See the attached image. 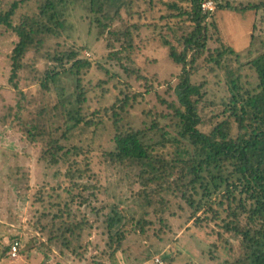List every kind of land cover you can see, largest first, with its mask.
Wrapping results in <instances>:
<instances>
[{"label": "rangeland", "instance_id": "1", "mask_svg": "<svg viewBox=\"0 0 264 264\" xmlns=\"http://www.w3.org/2000/svg\"><path fill=\"white\" fill-rule=\"evenodd\" d=\"M12 1L0 0V11L6 10ZM170 1L173 0H154L151 9L150 0H137L136 5L145 11L146 18L144 28L135 38L131 60L125 51L120 53L122 60L116 58L121 42L113 35L99 34L85 2L69 5L64 12L63 32L46 39L41 48L30 50L25 57V66L17 81L19 89L10 82V55L19 38L0 23V264H228L241 252L238 236L225 232L213 220L199 222L191 218V209L179 193L165 192L159 198L153 192L146 197L144 192L154 191L155 187L145 188L138 179L137 169L112 165L105 154L115 146L111 107L116 97L124 98L126 92L136 96L128 111L122 113L124 123L146 128L158 118L162 127L177 134V120L168 103L178 102L175 87L181 65L169 56L165 38L178 44L176 36L188 28H179L182 21L169 18L171 11L167 3ZM228 1L243 7L264 0ZM37 10L35 0H31L18 9L14 21L18 22L22 14ZM211 13L218 25L215 31L211 26L212 17L208 18L212 50L224 43L241 53L245 60L251 36L264 38L262 9L238 11L215 6ZM122 15L123 19L115 22L121 29L126 19L125 12ZM162 16L168 18L162 19ZM109 39L112 44H108ZM81 45L86 46L83 58L93 64L80 74L86 93L82 114L95 124L74 128L66 139L62 132L66 129L69 109L77 105L75 95L72 96L77 76L62 73L49 88L42 86V79L46 70L58 67L51 59L53 54L78 49ZM212 64L201 60L200 69L193 76V82L203 84V91L206 90L201 106L206 130L218 109V105L207 104L220 102L226 94L225 70ZM125 67L134 70L128 72ZM244 75L247 80L256 81V73L248 66ZM52 133L67 147L78 145L90 152L92 170L100 188L90 203L97 207L105 204V213H111L117 205L124 216L120 226L126 227L128 234L120 251L112 256L109 230L101 225V220L87 238L75 244L76 253H62L57 247L48 250V234L54 228L49 224L51 216H46L49 204L39 198L48 197L53 190L62 196L63 188L69 186L65 175L67 163L50 166L42 160L44 142ZM151 134L160 139L156 131ZM65 201L62 196L61 204ZM88 207V203L81 204L78 198L70 206L71 215L75 213L78 220L84 215L94 220L96 216L88 214ZM140 220L142 224H138ZM15 240L20 241V247L18 256L13 257L9 250Z\"/></svg>", "mask_w": 264, "mask_h": 264}, {"label": "trees", "instance_id": "2", "mask_svg": "<svg viewBox=\"0 0 264 264\" xmlns=\"http://www.w3.org/2000/svg\"><path fill=\"white\" fill-rule=\"evenodd\" d=\"M153 1L150 0L151 9ZM205 1L173 0L167 3L171 11L169 18L182 21L179 28H188L176 36L178 44L165 38L169 56L181 65L175 87L178 102L168 103L177 120V134L162 127L158 118L146 128L124 123L122 113L128 111L136 96V93L126 92L124 98L117 96L111 107L115 146L105 154L112 165L137 169L138 179L145 188L155 187L154 191L144 192L146 197L153 192L159 198L165 192H177L191 209V218L199 222L213 220L225 232L238 236L241 252L228 264H264V38L251 36L250 46L244 53L245 60L241 53L224 43L210 49L208 18L212 17L211 26L215 31H218V25L213 13L203 11ZM212 1L218 9L243 11L256 8L264 13V1L243 7L234 6L228 0L224 3ZM29 2L31 0H13L6 10L0 11V23L12 29L19 38L10 55V82L16 89H19L17 81L25 66V57L30 50L41 48L46 39L63 32L66 25L64 12L69 5L87 4L91 22L99 34L113 35L121 42V50L115 52L119 60L123 59L120 53L124 51L131 60L135 38L145 25V11L139 10L137 0H35L37 12L22 14L15 22L18 9ZM123 12L126 19L124 29H121L115 22L123 19ZM111 42L109 39L108 44ZM85 49L86 46L81 45L78 49L57 51L51 59L58 67L46 70L42 79V86L49 88L62 73L77 76L76 90L72 94L77 105L68 111L63 138L82 124H95L82 114L86 93L80 74L93 66L90 60L83 58ZM201 60L223 68L226 74V94L220 102L207 104L218 105L207 130L203 128L206 122L201 114L206 90L203 91V84L193 82ZM246 66L256 73L255 82L246 79ZM125 69L128 72L134 70ZM155 131L160 136L158 140L151 134ZM89 155L90 152L81 146L67 147L53 133L44 142L42 160L50 166L67 163L65 175L69 181V186L63 188L64 205L56 190L48 197L39 198L49 204L46 216H51L49 224L54 228L48 234L49 251L57 247L62 253H76L75 244L87 238L92 229L99 226L100 220L109 230L110 256L120 251L127 237L126 227L120 226L124 216L117 205L111 213H105V204L97 207L90 203L100 188ZM78 198L81 204H89L88 214L96 216L94 220L85 215L78 220L75 213L71 215L70 206Z\"/></svg>", "mask_w": 264, "mask_h": 264}, {"label": "built area", "instance_id": "3", "mask_svg": "<svg viewBox=\"0 0 264 264\" xmlns=\"http://www.w3.org/2000/svg\"><path fill=\"white\" fill-rule=\"evenodd\" d=\"M202 9L204 12H211L215 9V3L212 0H207L202 3ZM19 247H20V241L15 240L13 244L11 245V248L9 250V253L13 256L16 257L19 254ZM159 260V259H158Z\"/></svg>", "mask_w": 264, "mask_h": 264}]
</instances>
